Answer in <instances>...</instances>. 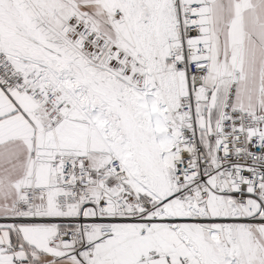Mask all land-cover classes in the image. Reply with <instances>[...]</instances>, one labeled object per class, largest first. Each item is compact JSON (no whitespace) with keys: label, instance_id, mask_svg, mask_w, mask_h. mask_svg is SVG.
<instances>
[{"label":"snow or ice","instance_id":"snow-or-ice-1","mask_svg":"<svg viewBox=\"0 0 264 264\" xmlns=\"http://www.w3.org/2000/svg\"><path fill=\"white\" fill-rule=\"evenodd\" d=\"M0 264H264V0H0Z\"/></svg>","mask_w":264,"mask_h":264}]
</instances>
